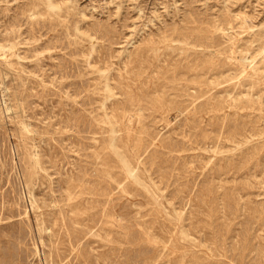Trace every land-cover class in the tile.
I'll return each mask as SVG.
<instances>
[{
	"label": "rangeland",
	"instance_id": "1",
	"mask_svg": "<svg viewBox=\"0 0 264 264\" xmlns=\"http://www.w3.org/2000/svg\"><path fill=\"white\" fill-rule=\"evenodd\" d=\"M0 49V264H264V0H0Z\"/></svg>",
	"mask_w": 264,
	"mask_h": 264
},
{
	"label": "bare ground",
	"instance_id": "2",
	"mask_svg": "<svg viewBox=\"0 0 264 264\" xmlns=\"http://www.w3.org/2000/svg\"><path fill=\"white\" fill-rule=\"evenodd\" d=\"M44 3H45V2H44ZM10 48H11V47H10ZM8 49H9V48H8ZM0 50H1V49H0ZM5 51H6V50H5ZM9 51H10V50H9ZM2 52H4V50H2L1 53H2ZM7 57H8V56H7ZM0 58H1V57H0ZM5 60H6V59H5ZM5 60H4V61H5ZM3 77H4V76H3ZM215 85H216V84H215ZM105 87H106V86H105ZM215 87H216V86H215ZM106 88H107V87H106ZM109 88H110V87H109ZM210 88H211V87H210ZM105 90H106V89H105ZM202 90H203V89H202ZM199 91H200V90H199ZM106 92H107V91H106ZM203 92H204V91H203ZM212 92H213V91H212ZM124 93H125V92H124ZM130 93H131V92H130ZM200 93H201V92H200ZM206 93H207V92H206ZM127 94H128V93H127ZM203 95H205V94H203ZM207 95H208V94H207ZM210 95H211V94H210ZM200 96H201V95H200ZM200 96H198V97H200ZM3 97H4V96H3ZM128 98H129V97H128ZM206 98H207V97H206ZM126 99H127V98H126ZM191 99H193V98H191ZM208 99H210V98L208 97ZM128 100H129V99H128ZM157 100H158V99H157ZM132 101H133V100L131 99V103H132ZM194 101H195V100H194ZM110 102H111V101H110ZM121 102H122V101H121ZM137 102H138V100H137ZM172 102H174V101H172ZM191 102H192V101H191ZM209 102H210V100H209ZM131 103H130V104H131ZM156 103H157V102H156ZM197 103H198V102H197ZM197 103H196V104H197ZM199 103H200V102H199ZM203 103H204V102H203ZM206 103H207V102H206ZM210 103H211V102H210ZM210 103H209V104H210ZM212 103H213V102H212ZM114 104H115V103H114ZM118 104H119V103H118ZM159 104H160V103H159ZM217 104H218V103H217ZM125 105H126V104H125ZM132 105H133V104H132ZM162 105H163V104H162ZM214 105H215V104H214ZM233 105H234V104H233ZM238 105H239V104H238ZM133 106H134V105H133ZM167 106H168V105H167ZM175 106H176V105H175ZM126 107H127V106H126ZM176 107H177V106H176ZM176 107H175V108H176ZM210 107H211V106H210ZM235 107H236V106H235ZM239 107H240V106H239ZM109 108H110V107H109ZM112 108H113V107H112ZM112 108H111V109H112ZM119 108H120V107H119ZM171 108H173V107H171ZM185 108H186V107H185ZM188 108H189V107H188ZM195 108H196V107H195ZM206 108H207V107H206ZM208 108H209V107H208ZM106 109H107V108H106ZM117 109H118V108H117ZM126 109H127V108H126ZM135 109H136V108H135ZM137 109H138V108H137ZM179 109H180V108H179ZM113 110H114V109H112V111H113ZM118 110H119V109H118ZM109 111H110V110H109ZM125 111H126V110H125ZM128 111H129V110H128ZM136 111H137V110H136ZM141 111H142V110H141ZM194 111H196V109H195ZM211 111H213V110H211ZM118 113H119V112H118ZM176 113H179V112L177 111ZM213 113H214V112H213ZM102 114H104V113H102ZM127 114H128V113H127ZM129 114H130V113H129ZM208 114H209V113H208ZM108 115H109V114H108ZM111 115H112V114H111ZM123 115H124V114H123ZM131 116H132V115H131ZM141 117H142V115H141ZM141 117H140V118H141ZM106 118H107V116H106ZM115 118H116V117H115ZM136 118H138V117H136ZM140 118H138V119H140ZM185 118H186V117H185ZM191 118H192V117H191ZM128 119H129V118H128ZM193 119H194V118H193ZM105 120H106V119H105ZM131 120H132V119H130V122H131ZM122 121H123V120H122ZM107 122H108V121H107ZM128 122H129V121H128ZM102 123H103V121H102ZM137 124H138V123H137ZM139 125H140V124H139ZM129 126H130V125H129ZM135 126H136V125H135ZM127 127H128V125H127ZM141 127H142V126H141ZM130 128H131V127H130ZM236 128H237V127H236ZM122 129H123V127H122ZM241 129H242V128H241ZM251 130H252V129H251ZM254 130H255V129H254ZM27 131H28V130H27ZM142 131H143V130H142ZM144 131H146V130L144 129ZM234 132H235V131H234ZM236 132H237V131H236ZM241 132H243V131H241ZM253 132H254V131H253ZM131 133H132V132H131ZM141 133H142V132H141ZM258 133H260V132H258ZM135 134H136V133H135ZM254 134H256V133H254ZM113 135H114V134H113ZM146 135H147V134H146ZM231 136H232V135H231ZM238 136H239V134H238ZM228 137H229V136H228ZM106 138H107V137H106ZM109 138H110V137H109ZM111 138H112V137H111ZM138 138H139V137H138ZM138 138H137V139H138ZM141 138H142V137H141ZM241 138H242V136H241ZM113 139H114V138H113ZM141 140H142V139H141ZM141 140H140V141H141ZM232 140H233V139H232ZM238 140H239V139H238ZM252 140H253V139H252ZM125 141H126V140H125ZM140 141H139V142H140ZM148 141H149V140H148ZM229 141H231V140H229ZM263 141H264V140H263ZM136 142H137V141H136ZM136 142H134V144H135ZM145 142H146V141H145ZM151 142H152V141H151ZM164 142H166V141L164 140ZM236 142H237V141H236ZM258 142H259V141H258ZM131 143H132V142H131ZM141 143H142V142H141ZM153 143H154V142H153ZM127 144H128V143H127ZM138 144H139V143H138ZM138 144H137V145H138ZM160 144H161V143H160ZM256 144H257V143H256ZM116 145H118V144H116ZM119 145H121V143H120ZM141 145H142V144H141ZM182 145H183V144H182ZM182 145H181V146H182ZM251 145H252V144H251ZM143 146H144V145H143ZM173 146H174V145H173ZM253 146H254V145H253ZM108 147H109V146H108ZM119 147H121V146H119ZM166 147H167V145H166ZM114 148H115V147H114ZM171 148H172V147H171ZM181 148H182V147H181ZM107 149H108V148H107ZM163 149H164V148H163ZM178 149H179V148H178ZM261 149H263V148H261ZM140 150H141V149H140ZM168 150H170V149H168ZM173 150H175V149H173ZM176 150H177V149H176ZM176 150H175V151H176ZM179 150H180V149H179ZM183 150H184V149H183ZM185 150H186V149H185ZM105 151H106V150H105ZM120 151H121V150H120ZM127 151H128V150H127ZM134 151H135V150H134ZM170 151H171V150H170ZM260 151H261V150H260ZM262 151H263V150H262ZM106 152H108V151H106ZM118 152H119V151H118ZM122 152H123V151H122ZM122 152H121V153H122ZM125 152H126V151H125ZM125 152H124V153H125ZM131 152H132V150H131ZM135 152H136V151H135ZM141 152H142V150H141ZM168 153H169V152H168ZM125 154H126V153H125ZM113 155H114V154H113ZM126 155H127V154H126ZM138 155H139V154H138ZM103 157H104V156H103ZM137 157H138V156H137ZM35 161H36L35 163L37 164V160H35ZM102 161H104V158L102 159ZM130 161H131V160H130ZM103 163H104V162H103ZM115 163H116V162H115ZM153 163H154V162H153ZM105 165H106V164H105ZM245 165H246V164H245ZM129 166H130V164H129ZM133 166H134V163H133ZM130 167H131V166H130ZM111 168H112V167H111ZM133 171H135V170H133ZM132 173H133V172H132ZM132 173H131V174H132ZM129 176H130V175H129ZM129 176H128V177H129ZM136 176H137V175H136ZM141 176H142V175H141ZM139 178H140V177H139ZM143 180H144V178H143ZM137 184H138V183H137ZM146 186H147V185H146ZM123 187H124V186H123ZM122 189H123V188H122ZM148 190H149V189H148ZM151 192H152V191H151ZM155 199H156V198H155ZM75 204H76V203H75ZM73 205H74V204H73ZM72 207H73V206H72ZM75 208H76V206H75ZM236 210H237V209H236ZM71 211H73V208H72ZM75 211H76V210H75ZM77 212H78V211H77ZM236 212H237V211H236ZM78 218H79V217H78ZM113 220H114V219H113ZM189 220H190V219H189ZM198 220H199V219H198ZM198 220H197V221H198ZM81 221H82V220H81ZM114 221H115V220H114ZM185 221H186V220H185ZM187 221H188V220H187ZM195 221H196V220H195ZM76 222H77V221H76ZM110 222H111V221H110ZM71 223H72V222H71ZM80 223H81V222H80ZM107 223H108V222H107ZM113 224H114V223H113ZM180 224H181V223H180ZM184 224H185V223H184ZM108 225H110V224H108ZM177 225H178V224H177ZM114 226H115V225H114ZM194 226H195V225H194ZM189 227H190V226H189ZM180 228H181V227H180ZM109 229H110V228H109ZM190 229H191V228H190ZM193 229H194V228H193ZM198 230H199V229H198ZM190 231H191V230H190ZM188 232H189V231H188ZM193 232H194V231H193ZM196 232H197V231H196ZM185 233H186V232H185ZM189 234H190V233H189ZM192 234H193V233H192ZM197 234H198V233H197ZM198 235H199V234H198ZM35 239H36V238H35ZM191 240H192V239H191ZM193 240H194V239H193ZM195 240H196V239H195ZM157 242H158V241H157ZM155 243H156V242H155ZM189 243H190V242H189ZM153 244H154V243H153ZM154 245H155V244H154ZM195 246H196V245H195ZM182 255H183V254H182ZM184 256H185V255H184ZM193 256H194V255H193ZM182 258H183V257H182ZM195 260H197V259H195ZM181 263H182V262H181Z\"/></svg>",
	"mask_w": 264,
	"mask_h": 264
}]
</instances>
